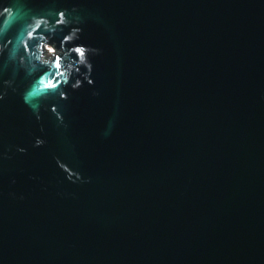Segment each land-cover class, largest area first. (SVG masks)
I'll list each match as a JSON object with an SVG mask.
<instances>
[{"label":"water","instance_id":"95a60500","mask_svg":"<svg viewBox=\"0 0 264 264\" xmlns=\"http://www.w3.org/2000/svg\"><path fill=\"white\" fill-rule=\"evenodd\" d=\"M0 264H264V0H0Z\"/></svg>","mask_w":264,"mask_h":264},{"label":"trees","instance_id":"16d2710c","mask_svg":"<svg viewBox=\"0 0 264 264\" xmlns=\"http://www.w3.org/2000/svg\"><path fill=\"white\" fill-rule=\"evenodd\" d=\"M45 42H47V41L45 40L44 42H42V41L38 42L37 46H36L38 52L36 51L35 53L37 54L38 61H40V62H42L44 60V58H43V54H44L43 43H45ZM57 58H59L58 62H59V65L61 68H63L65 66V64H67V62H68V59L65 57V54L58 56L57 53L52 55V56L47 57L45 61L51 67H53V62L55 60H57Z\"/></svg>","mask_w":264,"mask_h":264},{"label":"rangeland","instance_id":"374dc122","mask_svg":"<svg viewBox=\"0 0 264 264\" xmlns=\"http://www.w3.org/2000/svg\"><path fill=\"white\" fill-rule=\"evenodd\" d=\"M49 50H51V49H49ZM44 51H45V53L43 54V58H44V60H46V58L49 57L50 54L47 53L48 51L46 50V47L44 48Z\"/></svg>","mask_w":264,"mask_h":264},{"label":"flooded vegetation","instance_id":"af4514ba","mask_svg":"<svg viewBox=\"0 0 264 264\" xmlns=\"http://www.w3.org/2000/svg\"><path fill=\"white\" fill-rule=\"evenodd\" d=\"M48 47V46H47ZM49 48V47H48ZM48 48H47V50H48ZM50 52H53V50L52 51H50ZM45 53V52H44ZM48 53V52H47ZM55 53H57V55L59 54V53H61V50H60V48H58V50L57 51H55Z\"/></svg>","mask_w":264,"mask_h":264},{"label":"clouds","instance_id":"9594fccd","mask_svg":"<svg viewBox=\"0 0 264 264\" xmlns=\"http://www.w3.org/2000/svg\"><path fill=\"white\" fill-rule=\"evenodd\" d=\"M29 35H31V34H29ZM26 99H27V97H26Z\"/></svg>","mask_w":264,"mask_h":264}]
</instances>
